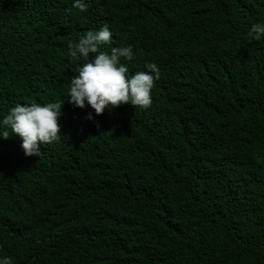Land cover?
<instances>
[{"label":"trees","instance_id":"trees-1","mask_svg":"<svg viewBox=\"0 0 264 264\" xmlns=\"http://www.w3.org/2000/svg\"><path fill=\"white\" fill-rule=\"evenodd\" d=\"M0 0V117L61 103L60 138L0 137V256L13 264H264V0ZM154 61L152 102L68 103L89 29ZM93 53L89 54V59ZM64 99V101H63ZM93 112L94 119L86 113ZM39 143V142H38Z\"/></svg>","mask_w":264,"mask_h":264},{"label":"clouds","instance_id":"clouds-1","mask_svg":"<svg viewBox=\"0 0 264 264\" xmlns=\"http://www.w3.org/2000/svg\"><path fill=\"white\" fill-rule=\"evenodd\" d=\"M72 6L81 11L87 8L85 0H72ZM111 35L108 24H103L87 30L76 41L67 42L68 54L79 55L83 62L76 65L64 99L73 106L87 104L95 114L124 102L143 107L150 105L153 82L159 77L158 65L150 60L144 64L147 71L129 74L128 65L120 62V58L129 61L134 57L131 44L112 46L109 51L98 50L100 45L110 41ZM247 35L257 39L264 37V19L251 23ZM90 53L94 55L89 59ZM61 105L56 101L15 103L0 117V137L7 138L10 129L21 138L25 155L38 153L39 144L60 138ZM86 118L94 119L93 112L86 113ZM0 264H13L12 258L0 256Z\"/></svg>","mask_w":264,"mask_h":264}]
</instances>
